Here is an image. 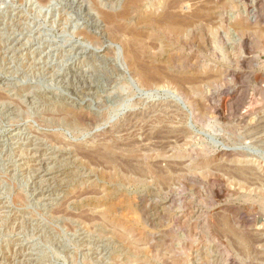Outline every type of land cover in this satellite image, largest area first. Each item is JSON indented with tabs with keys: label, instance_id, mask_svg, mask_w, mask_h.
Listing matches in <instances>:
<instances>
[{
	"label": "rangeland",
	"instance_id": "374dc122",
	"mask_svg": "<svg viewBox=\"0 0 264 264\" xmlns=\"http://www.w3.org/2000/svg\"><path fill=\"white\" fill-rule=\"evenodd\" d=\"M155 1L0 0V264H264V200L233 178L264 161V0H199L209 23L158 40ZM130 49L181 87L141 84Z\"/></svg>",
	"mask_w": 264,
	"mask_h": 264
},
{
	"label": "bare ground",
	"instance_id": "6f19581e",
	"mask_svg": "<svg viewBox=\"0 0 264 264\" xmlns=\"http://www.w3.org/2000/svg\"><path fill=\"white\" fill-rule=\"evenodd\" d=\"M139 0H131V3H135ZM199 0H187L185 3H178V2H174V1H170V0H157L154 3H151L149 6V10L148 12V16L145 18V23H149L152 26H154L155 28H157V32H155L153 34L154 39L158 40L162 37V33H169L171 34L173 37H178L183 35L187 29L189 28H193L194 25H201L204 22H208V20L210 21V19L212 18V14L211 11L213 9H211L209 6L210 4H212L213 2L208 1L206 3H203L202 5H198L197 6V2ZM24 2V1H23ZM187 6H191V12H186V9L188 8ZM187 7V8H186ZM123 18L125 20H127V15L126 13L122 14ZM105 21L111 26V24L113 23L112 20V16L109 14H106L103 16ZM123 19V21H125ZM213 19V18H212ZM209 23V22H208ZM112 27V26H111ZM244 28V27H243ZM113 29V35L115 37L118 36H124L128 39L129 42H136L140 40V33H136L134 32L133 28L130 26H117L114 25ZM246 29V28H245ZM76 30L77 28L74 27L70 37H73L76 35ZM241 30V29H240ZM189 31V30H188ZM9 34V33H8ZM79 36V35H78ZM86 39V38H85ZM89 39V38H88ZM88 39H86V41H88ZM92 39V38H91ZM96 41V40H95ZM125 41V40H124ZM89 42V41H88ZM92 43V42H91ZM127 45V44H126ZM131 48V47H130ZM128 50V49H127ZM1 58V57H0ZM124 67H126L128 70L132 69L133 71V76L135 78H137V80L143 84L146 87H154L157 85H172L175 88H179L181 87L180 85L182 84V78H175L174 76L169 75L168 73L159 70L158 68L156 69V66H153V62L146 60L144 58H142L140 56V54L136 51H127V55L126 57H124ZM118 69V67H117ZM164 70V69H163ZM118 97V96H117ZM122 97V96H121ZM121 97L119 96L118 99L116 101H114L115 104H120L122 103ZM2 100V99H1ZM0 100V101H1ZM116 110H114L115 112ZM152 115V114H150ZM134 119L136 120H141L143 122H145L147 124V126L151 127H155L156 124H160L163 120V118L159 115H157L158 117H154V118H149L146 116H137ZM50 117V116H49ZM130 117V116H129ZM45 118V117H44ZM43 118V119H44ZM47 118V117H46ZM55 118V117H54ZM50 119V118H49ZM127 120V119H126ZM47 121V120H46ZM133 121V120H132ZM260 121V120H259ZM44 122V121H43ZM131 121L127 120L126 122V126L130 123ZM261 122V121H260ZM56 124V123H55ZM58 124V123H57ZM131 125V124H130ZM254 127V126H253ZM249 129V128H248ZM248 132V131H247ZM248 135V138L250 139H257L259 138V136L264 135V125H260L251 129V131H249V133H246ZM246 135V136H247ZM153 136L155 138H173V130H171V128H169L167 125L162 126L160 129H158ZM50 137V136H49ZM44 138V136H43ZM150 138V137H148ZM46 139V138H44ZM48 140L51 139L47 138ZM167 140V139H166ZM258 140V139H257ZM255 140V141H257ZM49 142H54V141H49ZM57 144V141H55ZM260 144L264 142V138L262 140L258 141ZM257 142V143H258ZM58 145V144H57ZM62 146V145H59ZM63 147V146H62ZM51 148V147H50ZM41 149V148H40ZM43 149V148H42ZM264 149V148H263ZM27 153V152H26ZM43 154V153H41ZM27 155V154H26ZM33 156V154H31ZM30 155V157H32ZM35 155V154H34ZM38 156V155H37ZM34 157V156H33ZM100 157V156H99ZM101 158V157H100ZM104 159H110V157H106ZM245 161L243 160L240 167H238L237 171L235 172L234 175V180L236 185L238 186L239 189L241 190H253L255 193H257L259 195V197L261 199L264 200V161L262 160H255L252 164L255 165H250L249 163H244ZM89 164H96L97 161L96 160H89L88 161ZM37 164V163H36ZM34 164V165H36ZM41 164V163H40ZM45 164V163H44ZM38 165V164H37ZM51 166V165H50ZM40 166H38L39 168ZM31 169V168H30ZM152 170V172H154L155 174L160 171L156 170V168H154V166H152L150 168ZM40 170V168H39ZM171 171V169L169 170ZM30 175V174H29ZM39 189V187H38ZM251 190V192H252ZM16 199L18 201L23 202L24 200H22V197H20V195L18 197H16ZM15 199V200H16ZM41 199V198H40ZM17 201V202H18ZM16 202V203H17ZM37 202V201H36ZM55 211V210H54ZM65 210H60V211H56L57 214H62V212ZM64 213V212H63ZM66 213V212H65ZM64 213V214H65ZM17 214V213H16ZM56 214V215H57ZM14 215V214H13ZM63 215V214H62ZM61 215V216H62ZM67 213H66V217H67ZM48 216V215H47ZM75 216V215H73ZM72 216V217H73ZM69 217V216H68ZM87 217V216H86ZM10 218V217H9ZM7 218V219H9ZM76 218V217H75ZM82 218V217H81ZM91 217H87V219H90ZM72 219V218H71ZM11 220V219H10ZM74 220V217L73 219ZM85 220V217L83 219V221ZM8 221V220H7ZM80 221V220H79ZM82 221V220H81ZM92 221V218L91 220ZM87 221V222H90ZM222 221V220H221ZM75 222V221H74ZM86 222V221H85ZM16 223V222H15ZM222 223L225 224V221L223 219ZM221 223V224H222ZM3 224V223H2ZM6 224V222H5ZM14 224V223H13ZM12 224V225H13ZM223 224V225H224ZM20 225V224H19ZM7 226V225H6ZM10 228V227H9ZM12 228V227H11ZM8 229V228H7ZM6 229V230H7ZM19 229V228H18ZM38 229V228H37ZM70 229V228H69ZM90 229V228H88ZM230 229V228H229ZM19 231V230H18ZM231 232V231H230ZM5 233V232H4ZM12 233V232H11ZM221 233V231H220ZM224 233V231H223ZM222 233V234H223ZM228 233V232H227ZM238 234V233H237ZM227 235V234H226ZM246 236H244L243 238H245ZM233 239V238H232ZM248 239V238H247ZM245 239V240H247ZM28 240V239H27ZM29 241V240H28ZM241 241V240H240ZM250 241V239H249ZM243 242V241H242ZM256 242V241H255ZM233 243V242H232ZM248 244H250L248 242ZM247 245V244H245ZM253 245V244H252ZM251 245V246H252ZM237 246V245H236ZM242 246V245H240ZM250 246V247H251ZM239 247V246H238ZM237 247V248H238ZM244 247V246H242ZM249 247V246H248ZM253 247V246H252ZM240 248V247H239ZM238 248V249H239ZM248 249V248H247ZM240 250H243V248ZM239 250V251H240ZM245 253V252H243ZM11 258V257H10ZM26 258V257H25ZM21 260V258H20ZM9 262L11 260H8ZM24 261V260H23ZM26 262V261H25ZM19 264V262H18ZM120 264V263H119Z\"/></svg>",
	"mask_w": 264,
	"mask_h": 264
}]
</instances>
